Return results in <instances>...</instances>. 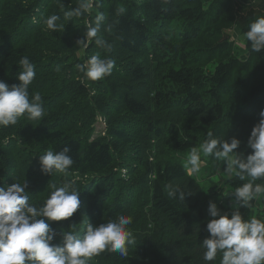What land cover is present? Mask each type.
Listing matches in <instances>:
<instances>
[{"label": "trees", "instance_id": "1", "mask_svg": "<svg viewBox=\"0 0 264 264\" xmlns=\"http://www.w3.org/2000/svg\"><path fill=\"white\" fill-rule=\"evenodd\" d=\"M81 2L87 0H0V81L18 84V61L27 56L36 73L29 95L39 92L44 108L39 120L25 114L0 125V187L26 180L29 203L39 208L51 184L73 182L79 209L62 221L43 217L57 245L64 232L82 236L86 221L130 219L137 242L129 256L105 251L87 264H220V254L203 258L208 205L230 217L234 202L223 186L205 188L189 176L181 157L210 131L239 140L238 154L252 152L247 141L264 109V49L253 51L245 33L264 15V0H94L91 14L67 20L63 11ZM98 12L106 16L99 35L111 48L94 40L77 45ZM52 14L60 16L56 31L44 23ZM233 28L244 36V58L234 53ZM97 53L115 67L91 81L76 65ZM66 146L71 168L43 173L39 156ZM242 183L232 174L223 185L234 191ZM169 184L185 193L183 201L167 196ZM239 211L245 221L264 222V193Z\"/></svg>", "mask_w": 264, "mask_h": 264}, {"label": "clouds", "instance_id": "2", "mask_svg": "<svg viewBox=\"0 0 264 264\" xmlns=\"http://www.w3.org/2000/svg\"><path fill=\"white\" fill-rule=\"evenodd\" d=\"M93 5L94 0L81 2L71 10H64L63 15L71 20L84 13L91 14ZM118 12L123 14L125 9L120 7ZM59 19L60 16L52 14L44 23L49 30L56 31L61 27L57 24ZM105 19V14L98 12L95 25L87 23L84 36L78 38L76 44L87 48L94 40L97 46L110 49L111 45L106 44L99 35ZM245 36L251 42L253 51L264 49V15L250 23ZM18 64L22 69L18 74V84L10 86L0 81V125L5 127L15 125L25 114L29 120H39L44 116L41 94L36 92L31 97L29 95V86L36 75L34 63L24 56ZM114 67V60L101 58L99 53L89 57L85 63L76 65L84 78L91 81L111 75ZM259 115L261 118L253 126L247 141L252 152L246 157L234 151L240 144L235 137L228 142L212 138L210 131L199 148H191L183 165L189 176L198 174L201 171L202 152L206 157L214 156L216 160L224 161L226 176L230 178L235 174L243 181L227 194L234 198L230 217L227 212L221 213L216 203L209 202L208 212L212 218L206 227L210 235L202 242L205 261H214L220 254V264H264V222L255 216L245 221L239 211L240 206L249 208L251 202L264 193V184L256 183L264 179V109ZM69 151L66 146L59 152L49 150L40 155L41 171L46 174L66 172L74 163L67 155ZM72 183L66 181L61 187L51 184L53 191L39 208L29 203L26 180L23 184L12 183L6 188L0 187V264H87L92 257L105 251L114 252L121 259L129 256L137 241L128 230L131 220L123 215L98 226L86 221V231L82 236L68 231L62 234V245L52 243L56 231L43 217L49 221H62L72 217L79 209L81 201L78 191L72 190ZM166 187L169 198L184 200L185 193L179 186L169 184Z\"/></svg>", "mask_w": 264, "mask_h": 264}, {"label": "rangeland", "instance_id": "3", "mask_svg": "<svg viewBox=\"0 0 264 264\" xmlns=\"http://www.w3.org/2000/svg\"><path fill=\"white\" fill-rule=\"evenodd\" d=\"M229 33L234 39V53L240 58H244L246 54L245 45L243 43L244 36L240 35L239 29L237 28L229 30ZM96 129H99V125L96 126ZM188 154L181 157V162L183 165L188 158ZM208 158L209 156L206 157L201 152V171L194 176L205 188L212 184L223 186V195L228 198L229 204L234 202V198L230 195H227L231 191L223 185L224 181L228 178V176H226L224 173L226 163L224 161H218L215 164H212Z\"/></svg>", "mask_w": 264, "mask_h": 264}, {"label": "bare ground", "instance_id": "4", "mask_svg": "<svg viewBox=\"0 0 264 264\" xmlns=\"http://www.w3.org/2000/svg\"><path fill=\"white\" fill-rule=\"evenodd\" d=\"M243 213V212H242ZM247 214V213H246ZM249 218V217H248Z\"/></svg>", "mask_w": 264, "mask_h": 264}]
</instances>
